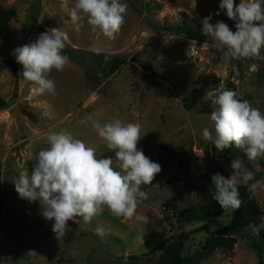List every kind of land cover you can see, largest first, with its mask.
<instances>
[{"label":"rangeland","instance_id":"374dc122","mask_svg":"<svg viewBox=\"0 0 264 264\" xmlns=\"http://www.w3.org/2000/svg\"><path fill=\"white\" fill-rule=\"evenodd\" d=\"M63 3L71 8L75 0H0L15 12L0 39V96L7 101L0 110V264H161L170 236L193 230L182 252L191 254L233 216L229 209L219 216L177 221L181 209L207 202L203 176L219 168L229 178L231 161L239 158L255 172L256 181L264 180V157L250 162L235 146L220 152L202 135L205 127L214 131L213 99L224 90L264 112V60L229 59L212 38L193 39L169 29L183 13L200 23L211 14L210 23L223 21L235 32V21L219 9L221 0H121L127 14L115 40L92 32L86 21L77 28ZM53 28L68 34L71 43L63 54L71 63L49 74L56 95L38 96L30 82L22 81L23 66L13 53ZM116 55L127 61L110 75L93 59ZM183 97L192 107H184ZM113 118L139 124L138 149L161 166L152 184L140 186L148 198L136 214L147 215L149 223L116 217L105 208L90 224L82 218L78 224L69 221L70 231L57 240L54 221L43 217L39 201L20 198L13 181L23 168L31 173L34 157L50 146V128L70 132L94 148L97 158L113 157L119 170L114 152L92 128L93 120L103 124ZM254 195L264 212V185ZM97 226L107 230L103 239L94 234ZM259 228L264 231V220L237 234L230 248H214L201 264H257L254 241L264 246Z\"/></svg>","mask_w":264,"mask_h":264},{"label":"clouds","instance_id":"9594fccd","mask_svg":"<svg viewBox=\"0 0 264 264\" xmlns=\"http://www.w3.org/2000/svg\"><path fill=\"white\" fill-rule=\"evenodd\" d=\"M61 6L77 28L86 21L92 32L108 40L117 38L127 14V5L121 0H75L71 8L67 3ZM219 9L226 10L228 19L235 21L236 31L223 21L210 23V14L201 21L202 34L212 38L217 51L229 59L264 60L261 54L264 49V0H239L238 5L235 0H221ZM70 43L65 31L53 28L41 33L35 42L14 50L16 62L23 66L22 81L31 83L35 95H56L55 82L49 74L53 70L63 71L71 63L63 54ZM213 104L216 108L210 119L214 131L203 128V139L220 152L232 146L242 149L250 162L264 157V112L248 100L237 98L232 90L222 91L213 99ZM92 128L114 152L119 170L113 166V157L97 158L94 148L74 138L70 132L50 128L47 133L50 146L34 157L31 173L23 168L13 181L20 198L39 201L43 217L54 221L52 231L57 240L70 231L69 221L78 224L82 218L83 223L90 224L105 208L116 217L149 223L147 215L136 214L138 205L148 198L140 186L152 184L162 169L138 149L140 125L125 124L113 118L103 124L93 120ZM230 167L233 174L229 178L220 174L212 177L216 193L213 199L222 210L240 208L238 185L247 187L252 194L264 185V180H255V172L241 159L232 160ZM94 234L103 239L107 230L97 226ZM124 255L127 257V253Z\"/></svg>","mask_w":264,"mask_h":264},{"label":"trees","instance_id":"16d2710c","mask_svg":"<svg viewBox=\"0 0 264 264\" xmlns=\"http://www.w3.org/2000/svg\"><path fill=\"white\" fill-rule=\"evenodd\" d=\"M14 9L3 7L0 5V39L5 38L8 32L9 23L14 16ZM175 34H183L189 38L202 39L205 35L202 34V24L199 21L190 19L185 13L180 23L174 27L169 28ZM95 56L98 67L104 71L105 74L110 75L114 73L127 59L124 56L116 55L111 60L104 61L102 56ZM144 67V66H143ZM147 69V68H145ZM149 69V68H148ZM147 69V70H148ZM185 108L189 109L192 104L187 101L185 97L182 98ZM7 107V101L0 96V110ZM220 174L225 177L224 173L216 168L203 176V180L208 184V200L207 202L195 203L181 209L177 214L178 222H185L197 219H203L208 216H219L224 211L220 205L213 199L215 196V185L212 177ZM240 199L242 204L239 209H231L233 216L231 220L224 226L218 228L209 238L200 246V248L189 255H184L183 249L185 242L188 240L193 230L180 231L170 236L168 243L164 246L161 253V264H201L216 247L230 248L236 240V235L240 232L245 233L248 226H259L264 220V212L256 202L255 195L250 193L247 187L238 185ZM201 228L195 229L198 231ZM259 235L262 236L263 229H258ZM251 239H253L250 236ZM254 247L257 250L258 261L257 264H264V246L258 240L254 241ZM135 257H132L134 259Z\"/></svg>","mask_w":264,"mask_h":264}]
</instances>
